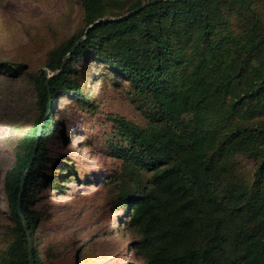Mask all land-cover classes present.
Instances as JSON below:
<instances>
[{
    "label": "trees",
    "instance_id": "1",
    "mask_svg": "<svg viewBox=\"0 0 264 264\" xmlns=\"http://www.w3.org/2000/svg\"><path fill=\"white\" fill-rule=\"evenodd\" d=\"M77 1L82 25L48 50L42 68L25 74L21 64L0 63V74L27 77L38 113L4 177L12 238L0 264H30L29 244L34 264H62L65 249L41 247L33 205L39 188L57 198L69 193L66 184L84 183L80 165L49 158L50 141L61 135L57 100L70 102L72 130L84 124L74 115L99 112L80 87L81 65L116 80L140 113L134 121L105 115L91 145L108 163L86 182L108 188L109 211L127 210L130 264H264V0H163L86 34L96 20L151 0ZM79 40L49 80L52 110L26 172L48 108L47 77ZM69 135L65 129L63 140ZM239 159L255 163L250 179ZM22 178L27 230L17 209Z\"/></svg>",
    "mask_w": 264,
    "mask_h": 264
},
{
    "label": "rangeland",
    "instance_id": "2",
    "mask_svg": "<svg viewBox=\"0 0 264 264\" xmlns=\"http://www.w3.org/2000/svg\"><path fill=\"white\" fill-rule=\"evenodd\" d=\"M81 25L82 9L77 0H0V63L21 64L26 68L25 74L36 72L42 68L48 50ZM80 67L78 78L84 79L80 87L84 86L99 112L95 117L74 115L84 124H77L72 130L70 102L57 100L54 120L61 135L50 141L49 158L53 166L61 157L80 165L84 183L66 184L69 193L57 198L37 189L33 205L39 217L36 231L42 248L52 243L58 248L56 254L65 249L62 264H130L132 254L126 247L131 236L122 223L127 210L109 211L108 188L103 183L86 182L97 179L108 163L91 145L92 137L97 142L105 131L100 125L105 115L114 113L134 121L140 113L116 80L102 75L104 71L96 65ZM37 117L34 91L27 77L14 79L0 74V255L12 238L4 177L14 162L16 145ZM90 125H95V129H85ZM65 129L70 134L67 141L62 137ZM238 163L250 179L255 163L240 159Z\"/></svg>",
    "mask_w": 264,
    "mask_h": 264
},
{
    "label": "water",
    "instance_id": "3",
    "mask_svg": "<svg viewBox=\"0 0 264 264\" xmlns=\"http://www.w3.org/2000/svg\"><path fill=\"white\" fill-rule=\"evenodd\" d=\"M160 1H163V0H151L149 2H145L143 3L141 6H139L138 8L130 11L129 13L125 14L124 16H121V17H117V18H102V19H98L96 20L92 25H90L86 31H85V34L89 31V29H91L93 26L97 25V24H100V23H104V22H115V21H119L123 18H127L135 13H137L138 11L142 10L143 8L153 4V3H156V2H160ZM169 1H183V0H169ZM85 39V36L82 40ZM82 40H79L75 45L74 47L71 49V51L67 54L66 58L63 60V64L60 68V70L58 72H56L55 74L53 75H50L47 77V81H46V86H47V93H48V100H49V103H48V108L46 110V113L45 115L43 116L42 120H41V123L37 129V133H36V137H35V143H34V149H33V153H32V158H31V161L30 163L28 164L27 166V170L26 172H28L31 164L33 163L34 159H35V155H36V151H37V145H38V142L40 140V136H41V133H42V130H43V127H44V124L45 122L48 120L50 114H51V110H52V105H53V101H52V97H51V94H50V89H49V80L53 77H56L60 74V72L62 71L63 67H64V64L66 62V59L70 57V55L73 53L74 49L80 44V42ZM23 181H24V178H22L21 180V184H20V194H19V197H18V202H17V209H18V212H19V215L22 219V223H23V226L24 228L27 230V226H26V221L20 211V206H19V202L21 200V195H22V191H23ZM29 237V235H28ZM28 252H29V257H30V264H34L33 263V260L31 259V245L29 244L28 246Z\"/></svg>",
    "mask_w": 264,
    "mask_h": 264
}]
</instances>
